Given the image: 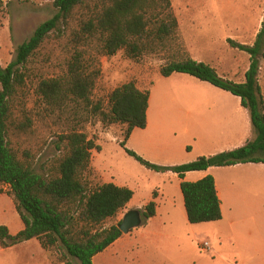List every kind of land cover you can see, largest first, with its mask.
Segmentation results:
<instances>
[{
	"label": "trees",
	"instance_id": "16d2710c",
	"mask_svg": "<svg viewBox=\"0 0 264 264\" xmlns=\"http://www.w3.org/2000/svg\"><path fill=\"white\" fill-rule=\"evenodd\" d=\"M55 7L56 15L18 47L16 59L7 67L0 64V186H8L7 195L13 199L25 225L16 235L8 227L0 226V246L7 249L37 239L47 251L64 249L53 264H74L72 259L80 264H94L97 254L123 236L118 228L122 221L109 229L99 227L126 208L134 191L114 183L88 190L83 178L90 170L92 152H100L102 148L76 128L59 136L57 147L63 150V155L50 176L33 168L29 152L24 153V160L19 157L14 138L31 134L34 126L28 108L21 101L16 102L26 83L24 70L60 24L75 23L78 27L75 36L87 43H98L104 56L113 57L122 51L129 58L139 59L157 47H165L170 38L177 36L179 21L171 0H55ZM229 43L251 56L245 83L225 79L210 65L190 58L174 61L160 71L165 78L175 73L186 74L230 92L241 99L250 113L254 137L249 143L192 163L163 167L127 149L126 141L132 132L147 127L151 89L143 90L134 81L125 83L112 91L105 109L101 101L93 99L101 72L90 71L81 54L68 62L63 75L41 79L35 94L51 114L70 111L78 124H88L94 118L105 127L125 126L121 147L141 165L157 173L174 172L184 179L186 173L194 171L264 164V94L259 79L264 59V20L252 46L233 40ZM181 190L189 223L197 225L223 219L213 176L195 183L184 181ZM72 207L82 209L79 220L85 226L81 237L73 230L76 219ZM142 213L144 223L155 217L157 203L150 202Z\"/></svg>",
	"mask_w": 264,
	"mask_h": 264
},
{
	"label": "crops",
	"instance_id": "0c3cea01",
	"mask_svg": "<svg viewBox=\"0 0 264 264\" xmlns=\"http://www.w3.org/2000/svg\"><path fill=\"white\" fill-rule=\"evenodd\" d=\"M190 10L196 11L195 8ZM194 16L195 14H191L188 22L189 35L195 38L193 44L195 49L189 58L210 65L225 79L245 83L251 56L248 54L247 63L244 62L243 56L236 53H217L210 58L205 56L206 49L200 46L201 41L196 37H204L208 31L202 28L209 22ZM244 23L243 20L229 22L224 19L219 27L224 28L225 36L236 34L237 37V34L242 32ZM262 23L255 30L250 43L243 45L252 46L255 43ZM180 27L179 21V29ZM229 40L232 39H228V42ZM240 71L244 73V80L234 81L233 74ZM183 75L186 74L175 73L165 78L172 91V94L165 98V107L154 108L153 101L158 85L151 88L147 127L137 128L132 132L126 141L127 149L150 163L172 167L244 147L253 139L251 116L239 97L207 82L184 81L187 78ZM262 90L264 94V89ZM121 141L116 144L119 145ZM101 148L97 156L92 154L91 165L99 172L108 171L109 180L106 183H114L134 191L133 199L122 212L127 213L133 209L143 212L150 202L155 201L157 213L145 223L143 221L144 224L140 228L134 229L128 235L123 234L105 251L97 254L93 258L94 264H158L145 260L143 253L148 248H169L184 239L181 237L183 230L177 222L178 217L184 221L188 220L181 184L184 181L195 183L209 175L215 179L223 219L213 222V226L208 227L219 233L223 242L251 252L256 258L252 261L254 264H264L263 163L194 171L186 173L184 179H181L174 172L157 173L147 169L121 147L122 157L137 167L146 180L159 179V183L148 188L145 196L141 197L134 183L116 178L110 173L106 159L100 156L104 146L101 145ZM5 207L12 214V218L4 219L0 216V226L8 227L10 233L16 235L24 230L25 225L13 199L7 194L0 195V215L5 211ZM135 248L138 249L137 253ZM143 248L145 250L141 253L139 250ZM0 264H53V262L51 255L42 247L39 240L32 239L7 249L0 246Z\"/></svg>",
	"mask_w": 264,
	"mask_h": 264
},
{
	"label": "rangeland",
	"instance_id": "374dc122",
	"mask_svg": "<svg viewBox=\"0 0 264 264\" xmlns=\"http://www.w3.org/2000/svg\"><path fill=\"white\" fill-rule=\"evenodd\" d=\"M171 1L174 13L181 23L177 36L170 38L165 47H157L155 51L139 59L129 58L122 51L113 57L104 56L100 52L98 43L95 41L87 43L75 36L74 33L78 29L75 23L70 26L59 25L24 70L27 74L26 83L16 102L21 101L28 108L34 120V126L31 134L14 138V144L21 159L24 160V153L29 152L31 154L29 161L33 168L38 173L50 176L57 167V160L63 155V150L57 147L59 136L76 128L85 133L89 139L95 140L97 145L104 146V151L100 156L106 159L110 173L116 178L130 180L134 183L139 196H145L148 188L159 183L158 178L146 180L137 167L122 157V148L116 142L124 139L125 126L105 127L94 118L88 124H78L76 123L77 118L70 111L62 115H53L36 96L35 90L41 79L63 75L67 71L68 62L76 54H81L83 62L90 71L100 70L101 72L93 99L95 102L101 101L105 109L108 107V98L112 91L131 81L136 82L143 90L158 85L153 106L154 108L165 107V98L170 96L172 91L160 71L162 67L174 61L189 58L190 53L194 51L195 38L190 37L188 27L191 14L209 22L202 28L208 31L204 37H196L201 41L200 46L206 49L204 50L205 56L210 58L217 53H236L243 56L244 62L247 63L248 54L233 48L228 39L240 44L250 43L255 30L264 19V0ZM194 8L196 11L190 10ZM56 13L55 0H0V64L7 67L13 62L16 59L18 47L28 41L36 29L52 19ZM224 19L229 22L243 20L245 26L242 32L238 33L237 37L236 34L225 36L224 28L219 27ZM183 76L187 78L184 81L199 82L189 75ZM233 77L234 81H243L244 73L240 71L233 74ZM259 79L264 89V59ZM176 80L178 79H174ZM152 83H154L153 86ZM116 137L119 138L116 139ZM97 153L98 151L92 152L96 156ZM108 180L107 170L99 172L92 165L83 178L89 191L105 184ZM8 189L6 185L0 186V195L7 194ZM81 211V207H72V214L76 219L73 230L78 237H81L82 228L85 226L79 220ZM124 214L126 213L121 211L117 217L108 219L99 228L109 229L119 225ZM0 216L4 219L12 218L7 207ZM177 222L183 230L181 237L184 239L169 248H148L145 252V248L139 250L141 253L144 252L145 260L155 261L158 264H249L256 259L251 252L223 242L219 233H216L212 227H208L213 226L212 223L194 225L180 217L177 218ZM204 243L210 244V250L204 251L201 248ZM135 250L137 253L138 249L135 248ZM63 251L62 248L60 250L54 248L48 253L52 261H56ZM72 261L74 264H80L77 259H72Z\"/></svg>",
	"mask_w": 264,
	"mask_h": 264
},
{
	"label": "water",
	"instance_id": "95a60500",
	"mask_svg": "<svg viewBox=\"0 0 264 264\" xmlns=\"http://www.w3.org/2000/svg\"><path fill=\"white\" fill-rule=\"evenodd\" d=\"M143 225V213L140 210L133 209L128 211L121 224L118 226L120 231L128 235L130 234L134 229H137Z\"/></svg>",
	"mask_w": 264,
	"mask_h": 264
},
{
	"label": "built area",
	"instance_id": "2783aa9c",
	"mask_svg": "<svg viewBox=\"0 0 264 264\" xmlns=\"http://www.w3.org/2000/svg\"><path fill=\"white\" fill-rule=\"evenodd\" d=\"M204 251L210 250V244L209 243H204L201 247Z\"/></svg>",
	"mask_w": 264,
	"mask_h": 264
}]
</instances>
